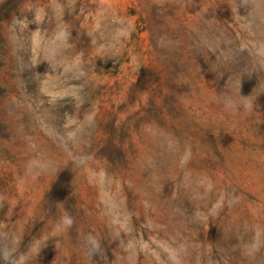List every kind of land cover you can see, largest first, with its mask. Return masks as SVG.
<instances>
[{
  "label": "rangeland",
  "instance_id": "obj_1",
  "mask_svg": "<svg viewBox=\"0 0 264 264\" xmlns=\"http://www.w3.org/2000/svg\"><path fill=\"white\" fill-rule=\"evenodd\" d=\"M0 264H264V0H0Z\"/></svg>",
  "mask_w": 264,
  "mask_h": 264
}]
</instances>
